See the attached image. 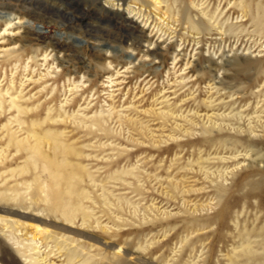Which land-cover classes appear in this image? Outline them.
I'll return each mask as SVG.
<instances>
[{"label": "rangeland", "instance_id": "rangeland-1", "mask_svg": "<svg viewBox=\"0 0 264 264\" xmlns=\"http://www.w3.org/2000/svg\"><path fill=\"white\" fill-rule=\"evenodd\" d=\"M33 261L264 264V0H0V264Z\"/></svg>", "mask_w": 264, "mask_h": 264}, {"label": "bare ground", "instance_id": "bare-ground-1", "mask_svg": "<svg viewBox=\"0 0 264 264\" xmlns=\"http://www.w3.org/2000/svg\"><path fill=\"white\" fill-rule=\"evenodd\" d=\"M157 1V0H156ZM61 14V13H60ZM75 17V16H74ZM198 25V24H197ZM161 46V45H160ZM229 65V64H228ZM10 97V96H9ZM15 98V97H14ZM28 99V98H27ZM10 100V99H9ZM9 105V104H8ZM12 107V106H11ZM14 107L16 109V111L18 112V115L20 114H24L25 112L22 110V106L20 105V103H14ZM12 110V109H11ZM51 112V111H50ZM49 114V113H48ZM17 115V114H16ZM38 116V115H37ZM18 118V117H17ZM17 120V119H16ZM20 122V121H18ZM21 123V122H20ZM52 123V122H51ZM35 125V124H33ZM37 133V132H36ZM35 134V133H34ZM48 140H51V138H47ZM35 144L38 145L40 144V139H36L35 141ZM54 146L56 145V141H54ZM48 200V199H47ZM51 203V202H50ZM47 204V203H46ZM56 207H60V202L59 204L56 203ZM20 207V206H19ZM24 208V207H23ZM59 209V208H58ZM4 210L3 213L4 215L8 216L11 218V220L13 221V223L15 224H18L21 225L22 227L25 226V227H28L30 228L34 234H45V233H50L49 229L51 228H56V229H60L62 231V233H66V232H70V228L68 226V224H73V218L75 217L74 215V211L73 209L71 208V206L67 203V204H64L62 205V209H61V212H62V218L65 222L64 225H61L59 226L58 224L56 223H52L53 226H51V223L49 224V222L46 221V219H43V218H39L38 216L36 215H32V214H28L26 211H25V208H24V211L23 210H17V211H14V209H1V211ZM6 211V212H5ZM54 211V210H53ZM13 215V216H12ZM12 223V224H13ZM26 229V228H25ZM66 231V232H65ZM67 234V233H66ZM48 235V234H47ZM36 236V235H35ZM92 242L98 244L97 240H91ZM33 247V246H32ZM36 249V248H35ZM77 256V251L76 250H69L68 252V258L70 260H72L73 258H75ZM68 261V260H67ZM31 264H36V262H32ZM69 264V263H68Z\"/></svg>", "mask_w": 264, "mask_h": 264}]
</instances>
